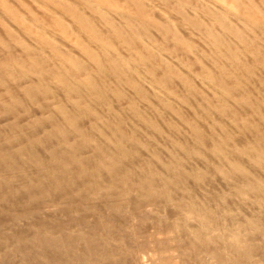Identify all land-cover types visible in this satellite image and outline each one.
<instances>
[{
    "label": "bare ground",
    "instance_id": "obj_1",
    "mask_svg": "<svg viewBox=\"0 0 264 264\" xmlns=\"http://www.w3.org/2000/svg\"><path fill=\"white\" fill-rule=\"evenodd\" d=\"M0 91L2 113L42 129L0 149V168L37 173L0 179L4 222L41 220L9 239L24 264L132 254L98 243L124 244L110 219L68 233L34 212L56 200L69 217L125 207L137 246L157 244L140 264H183L189 248L195 264H264V0H0ZM50 101L43 120L29 111ZM151 204L180 214L153 237Z\"/></svg>",
    "mask_w": 264,
    "mask_h": 264
},
{
    "label": "rangeland",
    "instance_id": "obj_2",
    "mask_svg": "<svg viewBox=\"0 0 264 264\" xmlns=\"http://www.w3.org/2000/svg\"><path fill=\"white\" fill-rule=\"evenodd\" d=\"M11 87H14V88L11 89V92L12 93H14L16 91V88H18L17 85H15V84L14 85L12 84ZM0 94L2 95L0 97V109H1V108L4 107V106H2V105H4V101H7V97H6V95H3V93L1 91H0ZM43 104H45V105L44 106L42 105V107L40 105L28 106V108L31 109L29 111L30 112L33 111L32 115H34V117H40V118H42V120L45 119L50 114V112L52 111V105L51 104H53V102L52 101H50L49 103H45L44 102ZM2 111L3 110L1 109V111H0L1 112L0 113V145H1L0 149H4L2 151H5V150H7V151L8 150H12L13 151L14 148L16 147V145L18 144V143H14V142H6V143H4L5 142L4 140H6V138L9 137L10 134H17V135H20V137L24 134V135L29 136V138H31V137L34 138L35 136H37V137H41L42 136V129H39L38 130L39 132H38V131H35L37 129L31 130L27 126L28 119L26 118V115H24L23 113L19 112L18 117H16V116L13 117V116H9V115H6V114L2 113ZM30 112L29 113L27 112V116H29ZM10 124L11 125L12 124H14V125H17L18 124L19 125V128L16 127L12 131H10V128L8 127V125H10ZM47 127H48V124L44 125L43 126V129H47ZM32 131H33V133H32ZM29 133H31V134H29ZM23 140H25V139H23ZM41 154L44 155V153H41ZM41 157H43V156H41ZM5 173H7V174H5ZM35 174H37L35 168H34V170H32L30 168H22V169H20V171H18L17 169H14V168L13 169H10V168L7 169L4 166L2 168H0V179L1 180L2 179H4V180L7 179L6 181H12L13 177H15V179L11 182V185H12V188H16V189H17V186L19 184H21V183H24L26 181V179H28V177H30V176L31 177H35L36 176ZM58 203H57V200H56L55 201V204H53V205H56L57 206ZM50 205H52V204H47V206H44V204L43 205H40L39 208L34 209L35 210L34 212H36L37 210H39L38 212H40V213H41V211H44V210L46 211L48 209L56 210V212H50L49 213V216L50 217L45 216L46 217L45 219H46V222H52L53 220L59 222L58 224L61 226L60 227L61 231H67L68 233H71L70 230H74L76 227H78L80 229L82 228L81 230H83L85 232H87V231L89 232L91 230L90 228H94V226L96 224H98V221L97 220H99V218H103L105 220L104 222H106L108 219H110L109 222L110 223H113V225H116V228L118 227V228H122L123 229V227H126L125 228L126 230L123 229L126 232L123 231V230L121 232L122 233V236L124 238V239L122 238L123 239V242L125 244L124 245L122 243L124 246L123 245H120V244L117 245V244H115L114 242H111V241H106L105 239H102V235L98 237L99 238L98 243L100 242L99 244H101V246L103 245L102 247H104L105 250H114V251L118 252V251H125V250L130 249V250H133L132 254L131 255H127L126 254L124 256V258L115 257V259L114 260L111 259V261H110V259L109 260H101V262H99L98 264H105V263L106 264H113V263H115V264H140L139 260H145V261L146 260H149L150 254H153L154 252L156 253L155 248H154L155 246H153V245H157L156 243H154L155 242V239H152L151 238L152 239V240L150 239L151 241L148 240V241H145L144 243H143V241H141L143 243V246L142 247L140 245L137 246L138 244L134 240L133 229H130L131 227L129 225V222L123 220V218H125V219L127 218L126 217V214H125L126 208L125 207L122 208L120 206V208L118 207L119 208L118 209V212L117 211H114L113 208L111 209V207H113L115 205L118 206V202L117 201H112V200L99 201L98 200V202H96L95 204L88 205L87 210H86L87 212H84V213L83 212H80V214H77V215L75 214V216H73V217L66 216L61 211H58V209H57L58 207H56V206H55V208L54 207L49 208ZM107 206H110V208L107 207ZM162 206H163V204H151L150 205V208H151V210H153V214L152 215L149 214L147 216L146 214H143L142 213L141 216L146 217V219H147V222L145 221L144 224L140 228V232H142L143 235H145V236H148L149 235V236H152L153 237V234L156 235V233H158V231H156L157 229H159L161 227L163 229H165L166 227H168L170 225L171 220L173 218L180 217V214L179 213L178 214L175 213V215L168 214L169 213L168 209L164 208L162 210H165L164 211L165 218L164 219H161L158 215L159 214L162 215V213L160 212V208H159V207H162ZM92 207H93V209H91ZM88 208H90V209H88ZM109 209H110L111 212L109 211ZM113 212H114V214H113ZM110 213H111V216L112 217L110 216ZM117 214H118V216H117ZM56 215H57V217H56ZM99 215H101V216H99ZM155 215H157V216H155ZM65 216H66V219H65ZM121 217H122V219H121ZM4 220H5V218L1 216L0 217V249H2V250L0 251V253H3L5 250H9L10 249L9 251H11V252H9V253L12 254V255H10V256L8 255V258L6 260L8 262H5V260H4V263H3V261H1V259H0V261H1L0 264L1 263L2 264H8V263L9 264L10 263L11 264H24L22 262V259L19 257V254L16 253L14 247H12L13 246V240L12 239L9 240V239L12 238L14 234L27 235V234H29V230H31V233H32V231H33L32 230V227H36V225L38 223H40L39 221H41V220L38 219L39 220L38 221L37 219L34 218V216H33V219L32 220L31 219L21 220L19 222H13V223H11V221L4 222ZM64 220H65V222H64ZM68 221H69V223H68ZM80 224H82V225H80ZM157 224L158 225L161 224V225L158 227ZM122 225H123V227H122ZM154 226H155V228H154ZM156 227H157V229H156ZM106 229H108V228H106ZM127 229L129 230L128 232H127ZM72 234L75 237V233H72ZM116 234H118V233H116ZM157 236L161 237L162 234H160V235L158 234ZM103 240H105V241H103ZM176 240L181 242L182 238H181V240H179V239H176ZM2 241L3 242L4 241H7V244L10 247H8L6 249L5 247L7 245H4L3 244L1 246ZM101 241L102 242H107V243H101ZM181 243L184 244L185 241L182 240ZM114 245H116V247ZM108 246H110V247H108ZM125 246H126V248H125ZM12 248H13V250H12ZM136 249H137V251H136ZM208 253H210V252H208ZM188 254H189L188 256H190L189 258H187V259H181L183 264H189V263L195 264L196 261L199 260V259H196L199 254L194 249L191 250L189 248L188 249ZM206 254H207V251L202 248L200 250V255L201 256H205ZM136 258H138L139 260L137 259L138 260L137 261ZM37 264H42V263L41 262L40 263L37 262Z\"/></svg>",
    "mask_w": 264,
    "mask_h": 264
}]
</instances>
